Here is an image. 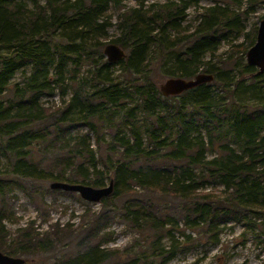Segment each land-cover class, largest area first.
<instances>
[{"label":"trees","instance_id":"16d2710c","mask_svg":"<svg viewBox=\"0 0 264 264\" xmlns=\"http://www.w3.org/2000/svg\"><path fill=\"white\" fill-rule=\"evenodd\" d=\"M123 1L45 0L42 5L41 0H0L3 254L32 259L66 247L79 237L75 252L56 258L54 264H106L116 260L117 254L104 247L112 240V234L106 231L114 212L139 232H150L152 242L148 255L142 252L128 261L112 264L175 261L183 254L174 234L179 223L184 225L182 234L189 243L194 240L186 235V229H203V234L214 241L228 223H242L250 228L257 227V221L264 224V73L259 74L258 69L244 61L256 43L264 15L249 31L246 23L264 7V0H212L215 5L204 7L203 21L192 32L184 26L187 11L201 6L203 0H164L149 6L145 5L148 0H137L140 7L130 9H125ZM112 7L119 14L115 24L108 17ZM107 25L115 26L118 36L100 46L115 44L128 52L124 60L115 64L102 54L101 59H95L87 44L90 37L106 39ZM240 38L243 43L235 44ZM223 41H228L233 52L224 61L206 60L209 54L217 55ZM156 54L164 55L165 63H172L168 78L186 80L201 75H228L232 71L221 70L219 64L227 65L239 57L235 70L238 77L229 84L232 91L226 92L234 99L228 103L214 99L211 84L200 85L179 97H163L149 75ZM85 59L93 62V71L81 88L92 79L95 90H74L70 102L62 104V108H44V97L55 96L57 90L66 95L72 89ZM118 65L127 81L114 77V67ZM19 72L23 73V81L16 83L15 89L20 99L7 103L4 95ZM247 76H251V83ZM240 88L251 91L257 104L250 108L236 101ZM139 109L143 112L137 114ZM117 115H122V120L119 127L110 128V136L113 146L122 149L124 159L111 164L112 177L99 169L90 133L100 148L104 127H98L95 119L109 120ZM139 115L145 124H140ZM49 121H54L51 127H37ZM81 127H87L89 132L75 136L73 133ZM41 144L44 152L64 153L55 160V171L32 159L33 146ZM209 155L213 158L209 159ZM161 159L178 164L158 167L156 162ZM19 178L94 188H102L110 180L114 191L102 199L99 213L88 209L81 217L80 227L85 226L82 234L79 226L60 223L40 233L32 221L31 227L18 228L16 237L11 239L6 229V222L14 220L9 195L15 190V182L23 190L27 188ZM210 184L223 188L219 195L200 192ZM136 189L161 192L181 199L183 205L165 215L133 198L119 205L120 198L133 196ZM34 193L33 189L27 192L30 201L37 205L39 194ZM55 193L74 194L61 190ZM40 199L44 205L43 196Z\"/></svg>","mask_w":264,"mask_h":264},{"label":"rangeland","instance_id":"374dc122","mask_svg":"<svg viewBox=\"0 0 264 264\" xmlns=\"http://www.w3.org/2000/svg\"><path fill=\"white\" fill-rule=\"evenodd\" d=\"M153 2H161L164 0H148L145 2L146 6L151 5ZM42 5H45V0H41ZM29 6L32 7V3L28 2ZM123 5L125 9L130 8H139L140 4L137 0H124ZM199 7H192L187 11V19L184 22V26L190 29V32L203 21V11L204 7L214 6L215 2L212 0H203L200 3ZM194 10V12H193ZM198 13V14H196ZM264 15V7L257 10L256 14H252L246 25L247 31L258 21L259 16ZM119 14L116 13L112 7L108 13V17L112 18V24L117 22ZM107 38L90 37L87 44L90 45V52L95 59H99L102 54L107 60L105 55V49L107 46L101 47V43L109 42L114 37L118 36L117 28L115 26L107 25ZM234 37L231 38V40ZM228 41H223L222 45L219 48L217 55L211 56L210 54L205 57L206 60L210 58L214 63L218 59L223 61L226 57L232 53V48ZM235 44L243 43V38H240L238 41L234 42ZM128 55L127 50H124ZM248 53V52H247ZM247 55L245 56V63L247 64ZM101 59V58H100ZM204 59V60H205ZM236 62H239V57L233 59V62H227L226 64H219L221 70L232 71L228 75H220L216 77L214 75V80L211 83L213 87V97L216 100H225L227 103L234 99L233 96L227 94L226 92L232 91L233 86L231 84L232 79L238 77V72L236 70ZM248 65V64H247ZM30 69L28 68L26 72L29 74ZM70 69V66L68 70ZM172 69V63H165V57L162 54H156L152 65L150 67L149 75L155 82L159 91L161 92V87L165 85L168 80L178 79V78H168L166 75L168 70ZM257 69V68H256ZM93 71V62L91 60H86L83 62L81 73L76 77V82L74 83L72 89H70L66 95H63L60 90H57L55 96L53 97H44L42 99L41 105L44 108L47 106H56L62 108V104L69 103L73 91L81 89L83 92L91 93L95 89L92 86L94 81L89 79V84L84 88H81L84 85L85 79L91 78ZM114 77L118 81H127L126 75L121 72V67H114ZM69 74V73H68ZM67 74V76H68ZM212 75V74H211ZM251 76H247L248 83H251ZM182 79V78H181ZM23 73L19 72L15 79L10 84V87L6 94L4 95L5 101L7 103H15L20 99L19 93L15 89L16 83H22ZM217 84V85H215ZM225 88V89H223ZM236 94V101L245 103L250 108L257 104V98L252 95L251 91L243 92V89L240 88ZM162 94V93H161ZM51 103V104H50ZM143 110H137V114L142 113ZM109 120L95 119V123L98 127H104V133L102 134L104 141L101 143V147L98 148L96 139L92 133V139L90 143L93 149L96 151L97 157L100 161L99 169L104 173H109L110 176H114L113 172H110L114 168V164L111 167L112 163H115L117 160L124 159L123 152L121 148H115L111 142V127H119L122 115H117L115 117H108ZM138 120L140 124H145L141 115H139ZM54 121L44 122L39 124L37 127L52 126ZM148 125V124H147ZM89 130L87 127H81L77 129L73 134L75 136H81L88 133ZM32 152V159L41 165H43L47 170L55 171V160L59 155H63V152H52L47 153L43 151V145H34ZM213 156L209 155V159H212ZM6 163V160H4ZM144 164L147 160L142 161ZM175 164H178L170 160H159L156 162L158 167L168 168L173 167ZM57 173V172H56ZM7 177H10L9 173L5 174ZM19 182L23 183L27 188H23L17 185L15 182V190L9 195L10 200V214L14 218L13 221L6 222V229L9 231L11 239L16 237V231L20 227H31V222L35 221L34 228L40 233H46L50 231L51 226L56 223H60L62 226L67 224H72L75 227L79 226V233L82 234L85 230V226H81V217L85 214L87 210H91L93 213H99L101 210L100 203H90L84 201L80 194L74 193L73 195H64L61 193H55L56 190L51 189V184L55 181H36V180H24L22 178L17 179ZM111 184L110 180H107L105 186L102 188H109ZM212 187V190H210ZM33 189V192L39 194L37 205L30 201V197L27 192ZM205 190L200 191L203 194H213L219 195V191L222 190V187L210 184L208 188H203ZM215 189V190H214ZM34 193V194H35ZM36 195V194H35ZM40 196L44 198V205L41 204ZM111 196V194L109 195ZM108 196V197H109ZM133 198L139 204H145L154 208L153 211L159 210L164 215L169 213L173 214L174 210L181 208L183 201L181 199H176L173 197L166 196L161 192L149 193L142 191L141 189H136L133 192V196H123L118 200L119 205L124 204L126 199ZM40 206V209L37 208ZM186 208V207H185ZM185 210V209H184ZM254 220V219H253ZM258 226L255 228H250L245 226L242 223H228L226 226L222 227V232L219 234V238L214 241L209 240L208 235L203 234V229L191 230L186 229V235L190 236L193 243L187 241V237L182 234L185 229L182 223L178 224V231L175 232V238L177 246L180 249H183V254L180 255L175 261L170 264H264V224L257 221ZM106 232L112 234V240L106 244L104 247L106 249L116 250V260L109 261L106 264H112L116 261L124 262L128 261L131 258H134L136 255H140L142 252H145L147 255L150 253L152 236L151 233L139 232L138 230L132 228V225L123 220L119 213H113V219L111 221L110 227ZM79 240V237L74 241L68 244L66 247H60L55 252L46 253L38 255L32 259H25V264H54L55 259L63 256L64 254H71L75 252V246ZM217 240L219 242H217ZM149 264V263H148Z\"/></svg>","mask_w":264,"mask_h":264},{"label":"water","instance_id":"95a60500","mask_svg":"<svg viewBox=\"0 0 264 264\" xmlns=\"http://www.w3.org/2000/svg\"><path fill=\"white\" fill-rule=\"evenodd\" d=\"M105 54L110 63H115L125 57L124 51L116 46L110 45L105 49ZM247 64L257 68L259 74L264 73V19L260 21L257 31V39L255 45L247 53ZM214 80L213 75H201L195 80L186 81L183 79L169 80L162 87L165 96H179L184 92L193 89L202 84L211 83ZM52 190H61L65 192H74L81 195L84 201L90 203H100L103 198L108 197L114 191V183L111 182L109 188H94L82 184H69L63 182H54L51 184ZM26 260L15 258L0 252V264H25Z\"/></svg>","mask_w":264,"mask_h":264},{"label":"bare ground","instance_id":"6f19581e","mask_svg":"<svg viewBox=\"0 0 264 264\" xmlns=\"http://www.w3.org/2000/svg\"><path fill=\"white\" fill-rule=\"evenodd\" d=\"M193 12H194V10H193ZM189 14V13H188ZM196 14H198V13H196ZM111 45H115V44H111ZM110 46V45H109ZM116 46H118V45H116ZM108 47V46H107ZM118 47H120V46H118ZM121 48V47H120ZM123 51H124V49L123 48H121ZM124 53H125V57L122 59V60H124L126 57H127V54H126V52L124 51ZM106 55V54H105ZM107 56V55H106ZM108 58V57H107ZM121 61V60H120ZM117 62H119V61H117ZM117 62H115V63H117ZM115 63H112V64H115ZM197 78V77H196ZM195 78V79H196ZM178 79H181V78H178ZM178 79H171V80H178ZM195 79H193V80H195ZM183 80H186V79H183ZM169 81V80H168ZM167 81V82H168ZM186 81H192V80H186ZM166 82V83H167ZM166 83H165V85H166ZM203 85V84H202ZM163 87V86H162ZM162 87H161V93H162V95H163V97H166V98H170V97H179V96H165L164 94H163V92H162ZM198 87V86H197ZM196 88V87H195ZM194 89V88H193ZM191 90V89H190ZM189 91V90H188ZM182 95V94H181ZM51 104V103H50ZM50 110V109H49ZM62 111V110H61Z\"/></svg>","mask_w":264,"mask_h":264}]
</instances>
